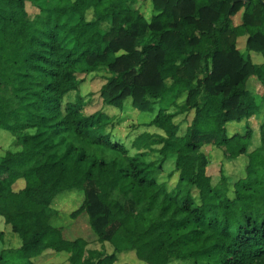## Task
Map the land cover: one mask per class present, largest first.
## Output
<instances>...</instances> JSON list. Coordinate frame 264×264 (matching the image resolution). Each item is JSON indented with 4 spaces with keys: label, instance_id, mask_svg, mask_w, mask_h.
I'll return each instance as SVG.
<instances>
[{
    "label": "trees",
    "instance_id": "16d2710c",
    "mask_svg": "<svg viewBox=\"0 0 264 264\" xmlns=\"http://www.w3.org/2000/svg\"><path fill=\"white\" fill-rule=\"evenodd\" d=\"M132 2L0 0V129L15 137L0 156V216L21 239L0 264H36L47 250L71 264H118L125 253L139 264H264V62L250 54L264 56V0H152L150 20ZM101 72L106 105L153 111L169 100L147 123L161 132L137 136L134 154L112 139L107 113L65 103ZM190 113L181 133L176 119ZM209 147L245 158L232 196L224 165L213 184ZM73 191L83 198L69 216L86 213L112 252L55 225V199Z\"/></svg>",
    "mask_w": 264,
    "mask_h": 264
},
{
    "label": "rangeland",
    "instance_id": "374dc122",
    "mask_svg": "<svg viewBox=\"0 0 264 264\" xmlns=\"http://www.w3.org/2000/svg\"><path fill=\"white\" fill-rule=\"evenodd\" d=\"M152 0H133L132 6L139 11L146 13L149 17L151 14ZM28 10L32 16L37 11L30 2H28ZM154 11V10H153ZM155 13V12H154ZM242 11L238 12L234 18L233 23L239 24L241 21ZM92 17V11H89L88 18ZM247 36L238 38L237 46L241 51H247L246 49ZM252 60L256 64H260L264 61L262 53L254 51L250 52ZM106 74L91 73L85 76L84 81L80 85L77 91L70 92L66 98L67 101L75 102L80 101L83 103L85 110L89 112L103 111L111 117L109 123V132L112 139L123 142L130 150L131 154L136 153L132 148V143L137 136L145 131L153 133L155 127H148L147 123L155 116L157 111L163 106L168 104L169 100L157 101L153 111H140L132 105L130 99L124 102L122 108L106 105L100 97V89L105 82ZM254 88V84H251ZM258 96L261 97L264 94V86L259 85ZM81 96V97H80ZM169 99V98H166ZM260 117V123H264V109L262 110ZM193 117V113L184 114L177 117L176 122L181 125V133L184 132L187 126L190 124ZM15 141L14 135L7 131L0 129V156H2L6 150L12 148V144ZM206 153L211 155V163L207 168L208 173L212 176L213 184H217L220 181L221 173L220 169L224 165L225 173L230 178V192L233 195L232 182L238 175H243L242 168L245 163V158L239 161L223 160L221 151L215 148H207ZM156 159H160V155H155ZM166 171L173 169L172 159H169L164 166ZM83 198L81 192H71L59 195L54 201V207L61 211V214L54 220L55 225L62 226L66 238L84 237L89 241V246L94 249L102 250L110 253L113 250L110 242L101 243L98 241L97 236L90 227L88 221V215L83 213L76 218L69 216L71 209L79 205ZM0 229L5 232L4 241L0 242V253L4 250L16 249L21 245V239L14 233L10 225H7L4 218L0 216ZM16 235V236H15ZM36 264H71L69 261V254L67 252H56L54 250H47L38 257L33 258ZM130 262L133 264H139L136 261L134 253H125L120 255V263ZM118 263V264H120ZM144 264V262H142ZM171 264H191L188 261L174 260Z\"/></svg>",
    "mask_w": 264,
    "mask_h": 264
},
{
    "label": "crops",
    "instance_id": "0c3cea01",
    "mask_svg": "<svg viewBox=\"0 0 264 264\" xmlns=\"http://www.w3.org/2000/svg\"><path fill=\"white\" fill-rule=\"evenodd\" d=\"M151 4H152V1H151ZM148 20H150L151 19V17L154 15V11H153V6L151 7V14L149 15V17H148V15L146 14V13H143L142 11H140ZM241 37H244V36H241ZM240 38V37H239ZM264 62V61H263ZM262 62V63H263ZM255 85V84H254ZM258 87H259V85H257V92H258ZM256 88V87H255ZM153 132H161V131H159L158 129H154V131ZM23 186V183L22 182H18L16 185H15V187H17V188H21ZM1 230H3V229H1ZM16 236V235H15Z\"/></svg>",
    "mask_w": 264,
    "mask_h": 264
}]
</instances>
